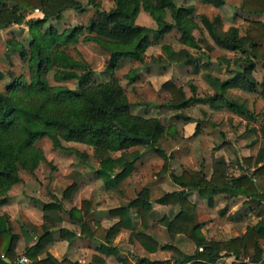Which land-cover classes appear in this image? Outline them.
Instances as JSON below:
<instances>
[{
    "label": "trees",
    "instance_id": "trees-1",
    "mask_svg": "<svg viewBox=\"0 0 264 264\" xmlns=\"http://www.w3.org/2000/svg\"><path fill=\"white\" fill-rule=\"evenodd\" d=\"M201 1L213 6H221L225 2V0ZM8 2H11L10 8L6 7ZM51 2L52 6L58 7L57 17L66 8L78 11L84 9L80 6L79 0H0V28L12 22L25 20L31 33L28 41L29 48L20 46L19 49L22 58H26L28 54L31 68L29 81L19 75L6 90H0V204L7 201V191L21 179L18 167L33 171L39 161L44 159L42 149L34 144V141L42 136L53 139L54 145L58 143V139L92 145L99 157L95 172L106 186H116L133 170L134 158L139 153L137 149L127 151L130 146L136 144L154 146L165 161L169 160L163 149L155 146L163 133V126L156 117L142 118L132 114L129 110V101L123 96L121 87L114 82L101 83L96 93L84 89L91 68L82 60L55 48L59 43L75 40L80 30L78 26L74 25L60 32L54 27H48L43 32L38 31L51 14L49 11ZM114 2V7L104 13L119 12L122 25L136 27L137 30L127 41H106L91 36L109 51L104 67L109 74L114 72L119 60L123 57L140 60L146 47L152 42H157L172 28L179 31V41L187 46L200 49L201 43H204L207 48H212V45L204 38H196L192 33L195 22L193 4L181 5L174 0H130V5L126 0H114ZM35 8L40 9L42 15L26 18L27 12ZM240 8L252 13H260L264 11V0H241ZM140 9L148 11L154 17L156 27L151 28L134 23V18ZM165 9H169L173 21L165 19ZM3 14H5L4 17H2ZM247 22L248 27L244 35L239 36L236 27L232 25L224 37L223 46L225 47L232 48L240 43H247L248 48L245 56L234 59L237 68L230 69L232 72L228 77L217 79V91L206 96H187L181 86L171 79H166L161 86L170 94L168 102L170 106L181 108L201 101L213 108L227 107L244 117L254 116L243 100H239L228 91L231 87L254 91L257 86L252 69L255 58L264 60V45L257 41L264 37V21L250 18ZM95 27L93 20L90 21L88 28ZM161 47L172 62L182 63L197 59L188 47L174 49L168 43H163ZM49 70H53V78L57 81L76 78L77 87L81 90L61 84H49L47 79ZM135 77L133 73L129 80L132 81ZM127 132L137 136L131 137ZM138 136H147L149 141ZM113 151L120 152L111 154ZM242 159L247 167L245 172L237 176L226 174L225 160L222 156L214 158L213 171L209 177L187 169L179 174L171 173L172 179L181 188L163 192L156 200L164 204H178L179 210L172 219L164 217L163 220L169 230L181 231L191 238L197 247L202 246V250L183 254L181 259L214 262L223 254H233L236 257L242 254L248 257L249 261H233L232 264H253L260 258L264 262L263 249L259 244V240H264V217L249 225L242 234L228 239H206L200 231L196 205L188 198V194L192 191L206 195L208 203H212L214 194L218 192L228 195L244 194L248 197L247 203L255 210L257 209L258 213L261 212L260 204L262 200L264 201V192L258 189L254 176L264 174V163L256 166L257 162L256 160L253 162L252 156H244ZM253 163L255 168H252ZM75 188L76 182L73 181L64 190L63 196L69 197ZM89 203L86 199L82 200L81 208L85 214L88 212ZM43 207L58 208L59 204L44 203ZM130 209H133L135 216L141 219L138 227H131ZM150 210V193L146 187L132 199L111 208L110 212L119 215V219L106 229V242H111L120 227L124 226L132 228V234L150 250H154L155 240L145 232ZM75 211V208H71L70 214L73 215ZM41 226L43 230L36 242L25 249V253L31 258L30 264H74L66 259L58 260L50 253L41 259L36 257L37 253L50 241L47 224L44 222ZM16 239L17 234L12 230L9 215L6 212L0 213V264H20L17 262L14 250ZM97 249L101 252L111 251V247L105 243H101ZM4 256L11 261H6ZM103 261V258L97 254L92 256L93 263L102 264ZM140 263L163 264L164 261L142 258Z\"/></svg>",
    "mask_w": 264,
    "mask_h": 264
},
{
    "label": "rangeland",
    "instance_id": "rangeland-1",
    "mask_svg": "<svg viewBox=\"0 0 264 264\" xmlns=\"http://www.w3.org/2000/svg\"><path fill=\"white\" fill-rule=\"evenodd\" d=\"M79 1L80 6L84 7L82 11L66 8L59 17L56 16L57 5L52 6L51 2L49 6L51 14L38 28V31L43 32L48 27H54L60 32L65 28L78 26L80 30L75 40L59 43L55 48L82 60L91 68L84 89L96 93L101 83L114 82L121 87L123 96L129 101V110L132 114L142 118L156 117L163 126V133L155 146L163 149L169 160L165 161L154 146L148 144L128 147L127 151L137 149L139 154L134 158L133 170L117 184L122 186L124 192L123 196H119L118 191L104 190L102 180L97 178L95 167L99 164V157L92 145L63 139H58V143L54 145L53 139L48 136L37 138L34 144L42 149L44 159L39 161L33 171L19 166L18 173L21 179L7 191L12 199L11 205L7 206L11 211L8 213L12 214L10 215L12 230L19 235L21 243L22 238L24 242H28L33 238L32 234L35 231L39 232V227H36L34 223L41 218L36 212L42 202H60L65 208L73 203L75 192H77L75 199L78 204L82 196H78V190L84 186L88 187L90 194L93 192L91 202L102 210L106 206L111 207L132 199L131 197L143 187H148L150 197L154 200L166 190L177 187L171 173L179 174L184 169L193 173L201 169L204 174L209 173L212 166L214 167V163L212 164L214 158L222 154L227 159L226 174L233 175L241 172L237 165L240 157L248 153L254 154L260 146H264V60L254 59L252 74L257 81L254 91L240 87H231L228 90L229 94L246 103L253 112V117H244L227 107L213 108L201 101L174 108L168 104L170 94L161 86L163 81L171 79L182 87L187 96H206L217 91V79L228 77L232 72L230 69L237 68L234 59L245 56L248 48L247 43H240L232 48L223 46L228 28L233 25L239 36L244 35L248 27L247 19L255 18L264 21V11L252 13L242 9L240 8L241 0H225L221 6L204 5L200 0H174L181 5L196 4L192 33L196 38H204L212 45V48H207L204 43H201L202 48L200 49L189 47L179 41V31L172 28L157 42L150 43L141 54L140 60L123 57L119 60L114 72L109 74L104 69L109 51L91 36L106 41H127L137 28L123 26L119 12L104 13L114 7V0ZM126 2L129 4L130 0ZM6 7L10 8L11 2H8ZM32 12L34 10L28 11L26 18L42 15L40 9L38 12ZM4 16L5 14L2 15ZM164 17L167 21H173L169 9L164 10ZM92 20L96 27L90 29L88 24ZM134 23L151 28L157 25L154 17L143 9L138 11ZM30 35L25 20L12 22L0 28L1 91L6 90L19 75L29 81L31 68L28 54L26 58H22L19 49L20 46L29 48ZM257 41L264 45V37ZM163 43L170 44L174 49L188 47L197 56L196 61L187 60L182 63L170 61L161 47ZM133 73L136 77L131 81L129 78ZM47 79L51 85L61 84L78 91L81 90L77 87L76 78L55 80L53 70L47 72ZM119 152L113 151L111 154ZM88 180L90 183H87ZM258 180L259 185L264 188V177ZM73 181L76 182V186L78 183L79 187L71 192L73 198L66 200L67 198L63 197V190ZM196 194L192 199L201 200V202L195 201V205L199 207L200 216L198 217L202 221L207 236L227 237L232 231L224 232L220 228L233 225L235 230L241 225L231 224L225 214L220 215L218 212L221 207L227 205L225 203L229 200L221 196L216 200V205L211 206L205 202L207 201L206 195ZM15 202L18 205L12 208ZM0 210L5 212L2 207ZM59 211L62 215L66 213L63 209ZM173 212V206L154 202L153 212L149 216V229L158 234L160 243H165L163 245L165 250L177 246L179 250H173L176 254L180 250H185L180 246H185L187 240L183 236L174 238L167 236L159 221L161 214L171 215ZM132 216L136 219L133 212ZM44 218L46 223L49 218L47 216ZM105 229V226L96 228L97 237L103 238ZM128 233L127 230L122 233L120 242L127 241ZM132 243L138 247L140 245L135 239H132ZM259 244L262 246V255H264V240H259ZM192 248L190 246L188 249ZM134 249L136 251L137 248ZM20 257L17 258L18 263H20L18 261ZM245 259L249 261V258ZM257 264L264 263L259 260Z\"/></svg>",
    "mask_w": 264,
    "mask_h": 264
},
{
    "label": "crops",
    "instance_id": "crops-1",
    "mask_svg": "<svg viewBox=\"0 0 264 264\" xmlns=\"http://www.w3.org/2000/svg\"><path fill=\"white\" fill-rule=\"evenodd\" d=\"M201 1V0H200ZM204 5L206 4H210L207 2H203L201 1ZM196 7V4H194ZM65 10V9H64ZM194 15V13H193ZM223 156L222 154L217 155V157ZM244 156H252L254 157V161L256 160L257 164L256 166H259L261 163H264V146H260V148L257 150L256 153H248L243 155ZM242 157H240V160L237 161V165L238 168H240L239 173H235L233 174V176H237L243 172H245V169L247 167L246 163H244ZM224 160H225V167L227 168V159L223 156ZM214 162V160H213ZM212 162V164H213ZM253 163L252 168L256 167ZM213 171V166L211 168V171L209 173H206V177H209L211 175ZM195 173H203L201 172V169L194 171ZM96 173V172H95ZM204 174V173H203ZM229 176H232L231 174L227 173ZM97 175V174H96ZM263 178L264 174H257L254 176V180L257 184V187L260 191L264 192V188H262L259 184V180L258 178ZM98 179H101L100 177H98ZM97 179V180H98ZM102 180V179H101ZM84 180H82L83 182ZM95 182H97L95 180ZM103 182V181H102ZM87 183H90V181L88 180ZM80 184V183H79ZM83 185V184H82ZM81 186V184H80ZM116 186H106L103 183V189H113L115 191H118L117 194L119 196H123L124 192L122 191V186L119 185ZM79 187L78 183L76 186V189ZM87 186H84L82 188H80L78 190V196H81V199H79V203L77 204V200L75 199V197H77V192H75L76 194L74 195V200L73 203L68 206V207H63V205H61L60 202H56V201H46V202H42L40 208L37 210V214H39V216L41 218H39L34 225L36 227H39V232L37 231H33L34 233L32 234L33 238L31 240H29L28 242H24V239L22 238V243H21V239L19 237V235L17 234L18 238H17V242L15 244L14 250L16 253V257L18 258L19 256H25L28 258V261L26 262H20V264H30L31 263V258L29 256H27V254L25 253V249L26 247L32 245L33 243L36 242L38 235L42 232L43 228H42V224L45 222V218L44 216H47L49 218V220L46 221V224L48 226V229L50 231L49 235H50V241L44 246V248H42L36 255V257L38 259L44 258L48 253H50L51 255H53L54 257H56L58 260H62V259H66L69 260L71 262H73L74 264H98V263H93L92 262V256L94 254H97L99 256H101L103 258V263L102 264H141L140 261L142 258H148L150 260H163L164 263L163 264H167L168 261L172 258H181L183 256V254H191L193 252H195L196 250H202L199 247H202L201 245H199L198 247L196 246L195 242L187 237L183 232L181 231H173V230H169L167 225L165 224V221L163 220L164 217H167L169 219H172L175 214L178 212L179 210V205L178 204H166L169 206H173L174 207V212L171 215H167L165 213L161 214L159 216V221L161 223V226H163L162 228L165 229V233L167 234V236H171L172 238L178 236H183L185 237V239L187 240V242L184 244L185 246H180L181 249H185L184 251H179V253H174L173 250H179L178 247L174 246L175 248H170L169 250H165L163 245L160 243L159 238H158V234L154 232V230L149 229L150 227V214L153 212V203L157 202L159 204H163L159 201L156 200V197L154 200L150 197V201H151V210L147 215V229H145V232L148 233L154 240H155V244H156V248L154 250H150L147 246H145L144 244H142V242L135 237L132 234V228L129 227H120V229L116 232V234L114 235V237L112 238L111 242H106L105 239V233H106V229L112 225L114 222H116L119 219V215L116 214H112L110 212L111 208L117 207L119 206L121 203L124 202H120L116 205H113L111 207H105L103 208V210L97 206L94 202H91V195L93 194V192L90 194ZM144 188V187H143ZM148 188V187H146ZM181 186L179 184H177V187L172 189V190H176V189H180ZM142 189V188H141ZM140 189V190H141ZM138 190L137 193L140 191ZM149 190V189H148ZM64 191V190H63ZM166 191H171V190H166ZM165 191V192H166ZM102 193V192H100ZM136 193V194H137ZM196 193H198L197 191H192L191 193L188 194V198L195 204L197 201L201 202V200H193L192 198L195 197V195H197ZM135 194V196H136ZM72 193L69 197H66V200H70L73 198ZM133 196V197H135ZM224 197L225 200H229V202L226 201L223 207H221L218 212L220 215H224L226 216V218L228 219V221H230V223L232 224H241L243 223V226L239 225V227L237 226L236 229L234 230L233 225H229V226H225L220 228L223 229L224 232L227 231H232L227 237H210L207 236L204 230V227L202 226V221L201 219L198 220L200 222V231L202 232V234L205 236L206 239H215V240H220V239H228L232 236L235 235H239L242 234L246 231L247 227L253 223H255L258 219H260L261 217H264V201H261V207L260 209H262L261 212H257L255 210V208L253 206H251L250 204L247 203V199L248 197L244 194H237V195H228L224 192H218L216 194H214L213 196V200L212 203H208L211 206H215L216 205V200L219 197ZM65 197V196H63ZM131 197V198H133ZM88 200L89 203V209L88 212L85 214L84 210L81 208V204H82V200ZM128 201V200H127ZM196 201V202H195ZM58 203L59 207L58 208H44L43 204L44 203ZM204 202V201H202ZM12 203V199H10V195L9 193H7V201L3 204H0V207L4 208L5 212L9 215V218L11 219L12 214H9L11 211L9 209V207ZM229 204V205H228ZM18 205V203H14L12 208H15ZM231 205H234L231 207ZM71 208H75L76 211L73 212V215L70 214V209ZM197 211H198V215L199 214V207H196ZM9 209V210H8ZM65 210V215L60 214L59 210ZM4 211L0 210V213H3ZM9 212V213H8ZM132 212L135 216V212L133 209L129 210L130 216H131V227H138L141 224V219L138 216H135L136 219L132 216ZM11 215V216H10ZM81 223H83V228L81 226ZM99 226H105V233L103 238L102 237H97L96 235V228H98ZM240 229V230H239ZM129 231L128 233V237H127V241L125 242H120V238L122 236V233L124 231ZM133 237V238H132ZM132 239H135L136 241L139 242V247L135 244L132 243ZM101 243H105L107 245H109V247H111V251L109 252H101L97 249V247L101 244ZM169 244L171 245V243L169 242ZM192 249H188V248ZM134 248H137L136 251ZM3 255V254H1ZM248 258L246 256H243L242 254L238 257H236L233 254L227 255V254H223L221 257H219L218 259H216L214 262H207L204 260H200V259H193V260H188V264H191L192 262H195V264H232L233 261H244L247 262L248 260L245 259ZM4 259H9L11 261L10 258L4 256ZM19 260V259H18ZM260 261H262V259H259ZM257 260V261H259ZM7 261V260H6ZM8 261V262H10ZM257 261H254L257 263ZM264 263V262H263Z\"/></svg>",
    "mask_w": 264,
    "mask_h": 264
},
{
    "label": "built area",
    "instance_id": "built-area-1",
    "mask_svg": "<svg viewBox=\"0 0 264 264\" xmlns=\"http://www.w3.org/2000/svg\"><path fill=\"white\" fill-rule=\"evenodd\" d=\"M39 11V9L38 8H35L34 9V12H38ZM34 12H32V13H34ZM200 249H202V247H199ZM19 262H26V261H28V258L27 257H25V256H21L20 258H19V260H18ZM256 263V262H255ZM254 262H253V264H255ZM167 264H188V261H185V260H183V259H176V258H172V259H170L169 261H168V263ZM257 264V263H256Z\"/></svg>",
    "mask_w": 264,
    "mask_h": 264
},
{
    "label": "water",
    "instance_id": "water-1",
    "mask_svg": "<svg viewBox=\"0 0 264 264\" xmlns=\"http://www.w3.org/2000/svg\"><path fill=\"white\" fill-rule=\"evenodd\" d=\"M127 134L129 135V136H131V137H135V136H137V135H134V134H132V133H130V132H127ZM139 138H142V139H144V140H146V141H149V137H147V136H138ZM7 261H10L9 259H6Z\"/></svg>",
    "mask_w": 264,
    "mask_h": 264
}]
</instances>
